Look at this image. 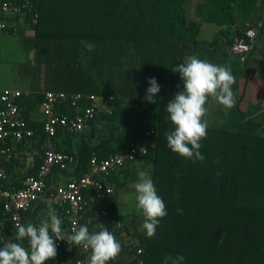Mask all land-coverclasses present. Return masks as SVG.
Here are the masks:
<instances>
[{"label":"trees","instance_id":"16d2710c","mask_svg":"<svg viewBox=\"0 0 264 264\" xmlns=\"http://www.w3.org/2000/svg\"><path fill=\"white\" fill-rule=\"evenodd\" d=\"M30 2L38 15L34 36L41 44L44 59H53L44 64L49 67L45 70L54 87L34 98L22 95L18 100L20 112L34 132L30 139L36 150L34 169L42 163L46 135L42 122L29 121L28 114L40 106L46 91L94 95L99 105L111 110L110 114H98L82 132L58 128L52 137L56 151L74 158L71 180L88 172L93 155L102 160L122 154L131 142L143 143L145 133L155 131L151 156L141 162L151 165L150 178L166 205L167 215L160 219L152 237L144 229L134 226L129 232L125 226L130 240L107 264H165L166 256L177 255H183L182 264H264V107L259 102L242 109L237 93L239 81H248L251 76L245 59L233 58L228 52L235 38L243 37L246 29L255 28L264 19V14L257 20L249 18L260 0H198V21L190 20L188 15L191 0ZM202 23L222 28L212 43L199 39ZM86 42L95 45L93 51L86 49ZM191 57L226 66L235 77L233 108L222 106L209 113L215 100L212 97L205 105L207 135L199 149L203 160L174 153L166 139V133L174 131L167 104L183 91L180 74L172 68ZM149 78L160 85L155 103L144 100ZM87 105L84 102L77 109L64 104L57 111L74 118ZM96 120L106 124L105 131H95ZM87 129L89 133H85ZM131 167L127 165L109 178L113 194L106 221L94 219L87 211L80 226L86 225L90 232L94 227L98 231L99 223L109 230L123 222L117 213L116 197L126 186ZM5 172L7 178L9 173ZM65 172L59 167L51 170L45 198L53 191L50 177ZM33 174L34 170L19 178L16 186L8 185L6 179L1 186L20 189ZM84 196L90 201L93 193ZM41 205L48 204L38 202L23 212L21 224L40 225L43 221L37 218V210ZM50 205L61 219L60 210ZM6 217L0 202V228L14 241L16 227ZM61 226L64 229L63 222ZM24 245L28 246L27 239ZM90 256L91 249L84 253L82 246L70 244L57 248L56 257L44 264H75L83 258L90 262Z\"/></svg>","mask_w":264,"mask_h":264},{"label":"built area","instance_id":"2783aa9c","mask_svg":"<svg viewBox=\"0 0 264 264\" xmlns=\"http://www.w3.org/2000/svg\"><path fill=\"white\" fill-rule=\"evenodd\" d=\"M19 20L33 28L36 26L38 15L33 12L30 0H0V33L11 31V24H16ZM12 31L15 30L12 29ZM261 32H264V19L255 28L246 29L243 37L234 39L228 49L230 56L243 59L252 51ZM20 97L21 94L17 91L0 90V163L11 160L12 143L28 141L34 135L20 112L18 105ZM84 102L88 105L74 118H68L57 111V107L64 104H70L78 109ZM40 108L43 114V131L46 135L43 142L42 163L35 174L25 179L24 187L16 190H8L1 186V181L6 179V172L0 165V202H2L7 221L16 226L18 223L21 224L23 212L29 210L35 203L48 200L60 210L61 220L65 226L62 230L67 237L72 234L73 229L79 228L81 219L87 211H90L94 219L100 218L106 221L107 207L113 194V186L109 183L110 176L118 174L127 165H133L137 161L148 158L152 153L155 131H147L143 143L131 142L122 154L102 160L93 155L88 172L79 178L56 186L49 197L45 198L46 178L51 170L59 167L61 171H68L74 165L72 156L58 152L54 147L52 137L55 136L57 129L65 128L70 132H82L88 122L98 114L104 112L110 114L111 110L99 105L94 95L52 91L43 93ZM87 192L93 193L90 201L85 199L84 194ZM119 225L120 223L116 227L118 228ZM53 239L55 240L54 237ZM55 243L57 248L72 244L71 241L65 240L55 241ZM82 251L87 253L88 249L82 247ZM75 264H89V260L79 259ZM139 264L144 263L139 262Z\"/></svg>","mask_w":264,"mask_h":264},{"label":"clouds","instance_id":"9594fccd","mask_svg":"<svg viewBox=\"0 0 264 264\" xmlns=\"http://www.w3.org/2000/svg\"><path fill=\"white\" fill-rule=\"evenodd\" d=\"M88 51H93L95 45L85 44ZM173 72L180 74L183 81V91L177 93L167 104L169 119L174 125V131L166 133L168 147L185 158L203 160L200 153V141L207 135V113L205 105L209 97L214 98L226 110L236 104L232 85L235 77L231 69L191 57L186 63L174 68ZM144 100L155 103L154 97L160 92V85L155 78L148 79ZM137 206L145 216L143 229L148 237L155 235L161 218L167 215L166 205L157 194L152 179L144 172L139 173V180L134 185ZM48 220L39 226L31 223L17 224L15 240L7 239L0 234V264H44L57 255L55 241H71L73 245L91 249L89 264H107L114 260L121 252V244L114 234L103 224L97 225L98 231L89 232L86 225L73 229L67 235L62 230V220L49 204ZM55 238V240L53 239ZM28 246L25 247L24 240ZM165 264H182L183 255L166 256Z\"/></svg>","mask_w":264,"mask_h":264},{"label":"crops","instance_id":"0c3cea01","mask_svg":"<svg viewBox=\"0 0 264 264\" xmlns=\"http://www.w3.org/2000/svg\"><path fill=\"white\" fill-rule=\"evenodd\" d=\"M261 1L257 5V11L253 12L249 17L252 20H257L259 16L264 14V9L261 8ZM198 0H191L190 9L187 8L190 20L198 21L195 16V8ZM264 16L262 17V19ZM12 29L15 31L0 33V80L10 81L12 78L16 80H24L25 78H32V86L26 89L9 88L5 83L0 86L2 89H10L17 91L22 95L34 98L36 94L45 90H53L52 84L49 83L48 77L50 76L45 70L44 55L42 53V47L38 39L34 36L33 27L29 26L26 22L19 20L16 24L12 23ZM222 28L215 25L206 23L201 24L199 39L204 42L212 43L216 37H219ZM234 29L232 28L231 31ZM246 61V70L251 76L248 81L240 80L238 86V98H241L243 103V94L247 91L250 96L246 99L244 109L248 104L262 103L264 107V34H262L250 53L244 56ZM31 68L29 69V67ZM9 84V83H8ZM220 105L216 100L211 105L209 113L216 112ZM28 119L31 122L41 123L43 121V114L40 106L35 107L29 111ZM95 131L100 132L106 130V124L100 120H96ZM85 133H89V129ZM54 143V142H53ZM55 147V144H54ZM12 158L9 162H1L0 165L5 171L9 173L6 178V182L10 186H16L19 184V178L24 177L34 169V156L36 150L34 148L33 140L24 141L22 143H12ZM134 164L131 167L133 169ZM39 167V166H38ZM70 168L65 173H55L50 177L49 187L54 188L60 184L72 179ZM16 176V178H14ZM23 179V178H22ZM21 185V184H20ZM47 203V206H40L37 210V218L45 221L48 220L49 201L43 200L40 203ZM38 204V203H37ZM2 223H0L1 226ZM3 226V225H2ZM0 234L5 238L13 240L9 233L0 228Z\"/></svg>","mask_w":264,"mask_h":264},{"label":"rangeland","instance_id":"374dc122","mask_svg":"<svg viewBox=\"0 0 264 264\" xmlns=\"http://www.w3.org/2000/svg\"><path fill=\"white\" fill-rule=\"evenodd\" d=\"M187 8L190 9V5ZM52 60H53L52 58L48 60L44 59L45 64H48V61L52 62ZM48 66L49 65H47V67ZM30 68L31 66L29 67V69ZM32 80H33L32 78L31 79L25 78L24 80L21 81L16 80V78L14 79L12 78V80H10L9 82L5 80H0V86L2 87V85L5 83V85L9 86V88L26 89L29 88L30 85L32 86V83H34ZM250 96L251 95H249L247 91L243 94L244 99H243V103L241 104L242 109H244L246 99H249ZM150 156L148 158H150ZM141 161H137L136 163H134L133 169L129 175V178L127 179L126 186H124L121 190H119V193L117 194L116 197L117 213L122 217L123 222L119 225L118 228L110 227L109 230L114 234V236L120 242L121 245H123V243H127L130 240L129 235H127L126 232L124 231L125 226L127 227L128 230H130L129 232L133 231L134 226H136L138 230H143L142 225L145 220V216L142 210L137 206V201L135 199L136 192L134 185L139 180L140 172H144L148 174V176L150 177L151 165L149 163H142ZM95 231H96V227L92 228L90 232H95Z\"/></svg>","mask_w":264,"mask_h":264}]
</instances>
